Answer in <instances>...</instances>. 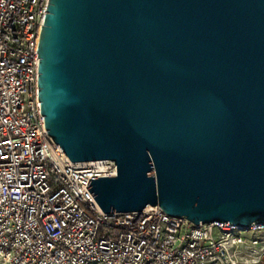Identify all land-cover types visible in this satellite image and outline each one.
Instances as JSON below:
<instances>
[{"label":"water","instance_id":"1","mask_svg":"<svg viewBox=\"0 0 264 264\" xmlns=\"http://www.w3.org/2000/svg\"><path fill=\"white\" fill-rule=\"evenodd\" d=\"M40 114L104 213L264 225V0H48Z\"/></svg>","mask_w":264,"mask_h":264},{"label":"built area","instance_id":"2","mask_svg":"<svg viewBox=\"0 0 264 264\" xmlns=\"http://www.w3.org/2000/svg\"><path fill=\"white\" fill-rule=\"evenodd\" d=\"M48 0H0V264H250L264 225L194 224L158 205L104 213L86 188L115 164L72 162L47 134L37 44Z\"/></svg>","mask_w":264,"mask_h":264},{"label":"rangeland","instance_id":"3","mask_svg":"<svg viewBox=\"0 0 264 264\" xmlns=\"http://www.w3.org/2000/svg\"><path fill=\"white\" fill-rule=\"evenodd\" d=\"M263 242H261L260 245H262L264 247V237L263 239L261 240ZM259 253H256V256L253 258L254 259V262L251 261L250 264H264V253L260 251H258Z\"/></svg>","mask_w":264,"mask_h":264}]
</instances>
